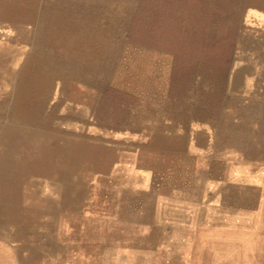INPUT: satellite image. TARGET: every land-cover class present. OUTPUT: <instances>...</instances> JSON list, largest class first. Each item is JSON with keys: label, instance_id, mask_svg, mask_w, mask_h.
Returning <instances> with one entry per match:
<instances>
[{"label": "rangeland", "instance_id": "374dc122", "mask_svg": "<svg viewBox=\"0 0 264 264\" xmlns=\"http://www.w3.org/2000/svg\"><path fill=\"white\" fill-rule=\"evenodd\" d=\"M258 164L264 0H0V264H264Z\"/></svg>", "mask_w": 264, "mask_h": 264}, {"label": "crops", "instance_id": "0c3cea01", "mask_svg": "<svg viewBox=\"0 0 264 264\" xmlns=\"http://www.w3.org/2000/svg\"><path fill=\"white\" fill-rule=\"evenodd\" d=\"M238 177L226 179L220 196L226 197V222L233 218L241 223L242 221L251 220L252 214L256 219L264 218V165L258 164L254 169L247 173H240ZM226 186V187H225ZM250 187V188H247ZM250 192L257 199V207L252 209L248 207L246 193ZM226 192V194H225ZM230 192H233L230 194ZM258 238L264 242V224L256 227Z\"/></svg>", "mask_w": 264, "mask_h": 264}, {"label": "bare ground", "instance_id": "6f19581e", "mask_svg": "<svg viewBox=\"0 0 264 264\" xmlns=\"http://www.w3.org/2000/svg\"><path fill=\"white\" fill-rule=\"evenodd\" d=\"M37 143V142H36ZM49 148V147H48ZM52 155V154H51Z\"/></svg>", "mask_w": 264, "mask_h": 264}]
</instances>
